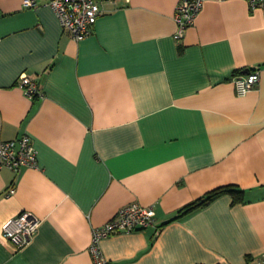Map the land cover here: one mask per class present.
Listing matches in <instances>:
<instances>
[{
	"label": "crops",
	"instance_id": "0c3cea01",
	"mask_svg": "<svg viewBox=\"0 0 264 264\" xmlns=\"http://www.w3.org/2000/svg\"><path fill=\"white\" fill-rule=\"evenodd\" d=\"M96 1L76 41L48 0H0V141L28 134L37 152L34 167L0 169V264H94L92 228L132 202L154 224L103 238L109 264H264V9L203 0L175 39L180 0ZM254 69L238 94L233 76ZM227 185L245 200L177 217ZM25 211L40 225L18 247L1 226Z\"/></svg>",
	"mask_w": 264,
	"mask_h": 264
},
{
	"label": "built area",
	"instance_id": "2783aa9c",
	"mask_svg": "<svg viewBox=\"0 0 264 264\" xmlns=\"http://www.w3.org/2000/svg\"><path fill=\"white\" fill-rule=\"evenodd\" d=\"M250 9H264V0H246ZM38 0H23L24 7H34ZM62 29L68 31L72 38L79 41L94 31L97 18L104 12L96 0H48ZM203 0H180L176 6L174 19L177 25L175 39L183 37L197 15L200 13ZM238 94H245L256 87L260 81L259 69L247 74H235L232 78ZM18 85L29 97L41 94L37 83L26 74L18 79ZM37 165V152L28 134H22L14 139L0 141V169L6 167L19 171L24 166ZM11 187L8 194H13ZM154 208L138 202L121 207L112 219L101 226L93 227L89 251L94 264H109L102 253L100 242L103 238L119 232H130L145 229L154 224ZM40 225L38 217L25 211L6 219L1 226V232L6 239L17 240V246L29 242Z\"/></svg>",
	"mask_w": 264,
	"mask_h": 264
},
{
	"label": "trees",
	"instance_id": "16d2710c",
	"mask_svg": "<svg viewBox=\"0 0 264 264\" xmlns=\"http://www.w3.org/2000/svg\"><path fill=\"white\" fill-rule=\"evenodd\" d=\"M222 194H228L232 198V203L237 204V203H242L245 200V190L234 185H227V186H222L215 188L202 197L198 198L197 200L193 201L192 203H189L185 207H183L178 215L180 216L182 213L194 210L196 208L208 205L210 202H212L215 198Z\"/></svg>",
	"mask_w": 264,
	"mask_h": 264
}]
</instances>
